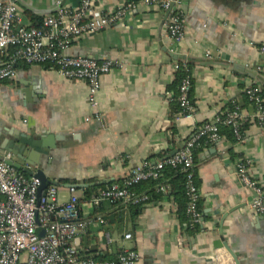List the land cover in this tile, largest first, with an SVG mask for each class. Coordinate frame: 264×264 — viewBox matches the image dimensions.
<instances>
[{
    "label": "crops",
    "instance_id": "crops-1",
    "mask_svg": "<svg viewBox=\"0 0 264 264\" xmlns=\"http://www.w3.org/2000/svg\"><path fill=\"white\" fill-rule=\"evenodd\" d=\"M80 1L18 0L16 5L26 27L42 28L44 18L58 7H76ZM126 1L96 4L109 12ZM174 2L185 20L180 45L168 35V13L155 6L72 43L74 55L112 62L111 72L102 77L96 108L88 103L85 81L67 80L48 66H16V78L0 84L3 162L13 161L34 173L20 170L28 177L45 168L50 181L59 183L60 203L70 199V185H86L75 188L76 195L83 199L92 189V199L102 189L122 183L144 163L155 164L180 151L198 127L216 121L230 107L252 115L255 107L245 90L259 86L264 92V83L244 69L264 77V53L259 49L264 43V0ZM181 59L193 62L191 119L174 112L179 94L173 89L175 65ZM243 132L241 143L233 144L224 136L198 150L199 225L190 228L188 221H182L171 185L159 201L142 205L135 219L128 209L118 211V224L109 228L98 218L114 213V207L107 202L100 207L84 203L80 219L90 224L86 236L76 241L81 253L115 259L122 250L131 249L140 255L137 264H264V216L251 213L255 195L236 175V162L248 159L254 180L264 191V129L248 124ZM22 135L51 138L56 144L43 165L32 166L19 157L27 141ZM128 233L131 240H125Z\"/></svg>",
    "mask_w": 264,
    "mask_h": 264
},
{
    "label": "built area",
    "instance_id": "built-area-1",
    "mask_svg": "<svg viewBox=\"0 0 264 264\" xmlns=\"http://www.w3.org/2000/svg\"><path fill=\"white\" fill-rule=\"evenodd\" d=\"M100 0H81L76 7L60 6L55 14L44 18L42 28L26 27L23 24L21 8L15 3L0 2V84L15 79L16 64L42 65L57 70L70 81H85L88 85V103L98 107V95L102 77L112 70V62L99 63L92 57L74 55L70 52L75 39L86 34H94L111 27L135 12L159 7L166 13V29L176 45L185 37V20L174 9V0H128L112 11L98 9ZM14 53L8 55V50ZM264 53V43L259 47ZM8 58V59H7ZM180 64L175 65L179 71ZM188 75L183 79L177 98L180 109L178 116L191 119L195 107L191 99L192 80ZM263 90L259 86H249L245 90L255 111L246 116L239 107L216 121L204 123L189 137L185 146L174 156L144 163L133 171L122 183L112 184L102 189L89 202L100 207L104 202H119L125 206L144 205L149 202L147 195L133 191L134 186L148 180H158L171 167L185 175L188 199V226L194 228L201 223L200 188L196 178V151L205 144L214 145L221 141L220 126L231 127L238 143L244 140L241 127L246 124L264 129ZM88 121L90 119H87ZM236 175L243 187L255 196L250 211L256 216H264V191L254 180L252 165L248 159L236 162ZM41 180L28 177L19 169L0 161V264H137L140 255L131 249L122 250L115 259L88 258L81 254L76 241L86 236L89 222L80 219L79 197L76 189L70 187V199L59 202L58 186L51 185L38 199ZM162 191H167L163 187ZM98 222L104 224L99 217ZM44 231V236L38 234ZM111 243L110 235H106ZM128 233L125 240H131Z\"/></svg>",
    "mask_w": 264,
    "mask_h": 264
},
{
    "label": "trees",
    "instance_id": "trees-1",
    "mask_svg": "<svg viewBox=\"0 0 264 264\" xmlns=\"http://www.w3.org/2000/svg\"><path fill=\"white\" fill-rule=\"evenodd\" d=\"M179 11H177L176 13H178ZM42 19L39 20V22L41 23ZM39 25H36L35 27H39ZM14 53V48H10L8 50V55H12ZM8 59V58H7ZM181 68L177 73L174 85H173V89H175L177 92L179 91V87L183 81V79L188 75V71H191V68L193 66V62L192 61H186L181 59L179 61ZM22 65L21 62L17 63L16 66L20 67ZM262 99L264 100V92H262L261 95ZM246 98L248 99V97L246 96ZM193 102V101H192ZM263 106H264V102H263ZM237 106H233L230 107V111H233ZM180 109L178 106H176L174 108V112H179ZM226 116L222 115L220 116V118H224ZM248 128V124H246L245 126L241 127V131H245ZM220 135L221 137L226 136L233 144H236L238 141L236 140L235 134L233 132V129L231 127L225 126V125H221L220 126ZM207 145V144H205ZM200 150V149H198ZM196 151V156L198 154L199 151ZM164 176L161 177L158 180H148V181H144L142 183H139L138 185L134 186L133 191L136 192L139 195H147L149 196L150 201H159L160 198L163 196V193H165V191H162L163 187H168L171 185V191H173V193L179 198V202L181 205L180 208V215H181V219L182 221H188V216H187V204H188V199H187V195H186V188H185V175L184 173H181V171L179 169H174V168H167L164 172H163ZM91 193H92V189H87L86 190V196L83 199H79V206H81L84 203H88L91 200ZM110 203V205H112L115 209V211H113L114 213L108 214V215H103L102 219L104 220V227L105 228H109L108 226H110L111 224H118V220L117 216H118V211H124L125 209H128V212L131 214L132 218L135 219L138 214L141 212V205H128L125 206L123 204H120L119 202H107ZM103 205V204H102ZM116 218V219H115ZM107 226V227H106ZM197 229L195 230H191V232H196ZM82 255L86 256L85 254L81 253ZM97 259H109L107 257H96Z\"/></svg>",
    "mask_w": 264,
    "mask_h": 264
},
{
    "label": "water",
    "instance_id": "water-1",
    "mask_svg": "<svg viewBox=\"0 0 264 264\" xmlns=\"http://www.w3.org/2000/svg\"><path fill=\"white\" fill-rule=\"evenodd\" d=\"M177 1V0H176ZM179 1V0H178ZM11 3H17L18 0H10ZM59 9V7H58ZM57 9V10H58ZM96 60L95 57H92ZM246 71V73L252 77L255 78L259 81H261L262 83H264V77L254 71H252L251 69H244ZM22 137L24 139H26L27 141L24 142L23 144V152L22 154H18L19 157L24 158L25 162H27L28 164L32 165V166H36L38 164L43 165L45 163V158L49 157L51 154V150L55 149L56 144H54L53 142H51V138L47 139L44 137H41L39 139H34L28 135H26V137L24 135H22ZM179 151V149H177L176 151L172 152L170 157L174 156L177 152ZM0 161H3L1 155H0ZM4 162L6 164H8L9 166H13L18 168L19 170L26 172L27 174H34V173H30L29 171H26L25 169L22 168L21 165L14 163L13 161H7L4 160ZM35 176L38 177L41 180V186L39 188V192H38V199H41L42 194L44 193V191L50 187L51 185H55V186H59L58 182H51L46 171L45 168L39 169L36 173ZM70 187H74L77 189H82L84 187H87L86 185H70ZM38 234L40 236H44V231L43 230H39ZM95 250V249H94ZM238 262V261H237ZM239 264V263H238Z\"/></svg>",
    "mask_w": 264,
    "mask_h": 264
},
{
    "label": "rangeland",
    "instance_id": "rangeland-1",
    "mask_svg": "<svg viewBox=\"0 0 264 264\" xmlns=\"http://www.w3.org/2000/svg\"><path fill=\"white\" fill-rule=\"evenodd\" d=\"M97 257V255H95V254H90L89 256H88V258H96Z\"/></svg>",
    "mask_w": 264,
    "mask_h": 264
}]
</instances>
